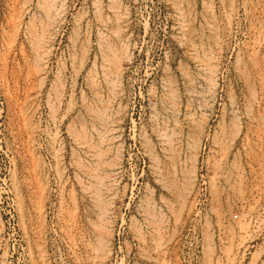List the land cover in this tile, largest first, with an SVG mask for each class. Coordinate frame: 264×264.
<instances>
[{
	"label": "rangeland",
	"instance_id": "obj_1",
	"mask_svg": "<svg viewBox=\"0 0 264 264\" xmlns=\"http://www.w3.org/2000/svg\"><path fill=\"white\" fill-rule=\"evenodd\" d=\"M0 264H264V0H0Z\"/></svg>",
	"mask_w": 264,
	"mask_h": 264
}]
</instances>
